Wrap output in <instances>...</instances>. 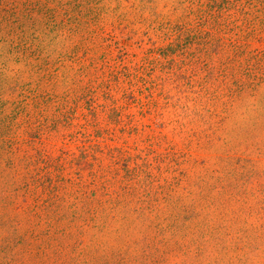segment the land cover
I'll return each instance as SVG.
<instances>
[{
  "label": "rangeland",
  "instance_id": "374dc122",
  "mask_svg": "<svg viewBox=\"0 0 264 264\" xmlns=\"http://www.w3.org/2000/svg\"><path fill=\"white\" fill-rule=\"evenodd\" d=\"M0 264H264V0H0Z\"/></svg>",
  "mask_w": 264,
  "mask_h": 264
}]
</instances>
